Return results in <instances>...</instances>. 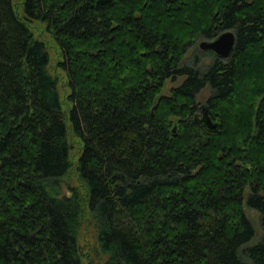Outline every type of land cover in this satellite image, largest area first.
I'll return each mask as SVG.
<instances>
[{"label": "trees", "instance_id": "trees-1", "mask_svg": "<svg viewBox=\"0 0 264 264\" xmlns=\"http://www.w3.org/2000/svg\"><path fill=\"white\" fill-rule=\"evenodd\" d=\"M15 1L0 0V264H82L85 210L109 263L264 264V0H23L22 20ZM24 21L62 53L83 198L59 192L68 130ZM229 30L228 59L190 64L197 42ZM247 189L263 236L243 248L255 237Z\"/></svg>", "mask_w": 264, "mask_h": 264}, {"label": "rangeland", "instance_id": "rangeland-1", "mask_svg": "<svg viewBox=\"0 0 264 264\" xmlns=\"http://www.w3.org/2000/svg\"><path fill=\"white\" fill-rule=\"evenodd\" d=\"M22 1H15V12L18 15L19 19L22 20ZM29 29L30 32L33 33L34 39L41 41L45 44V47L49 53V64L47 66L48 74L56 80L57 89L60 98L61 108L65 117V123L68 130V142L70 144L69 157L72 163V169L67 173L65 177L60 180V188L59 192L61 197H73L75 195H80L83 198V194H87V190L83 187V184L79 178L77 173V161L80 157V153L82 152L83 144L81 140L75 137L72 132V126L69 121V113L72 108V105L68 102V97L70 95L69 89V80L67 78L66 73L59 68V65L62 63V53L56 42L54 41L53 35L46 32L45 25L40 22H23ZM231 31V30H229ZM226 32V31H225ZM233 32V31H232ZM224 33V32H223ZM234 33V32H233ZM222 34V33H221ZM220 34V35H221ZM212 40V39H211ZM211 40H200L196 43V47L199 52V58L195 57V48L188 51L189 62L190 64H194L199 60L200 68H207L213 60L216 58L215 54L212 52L202 51L199 45L205 41ZM214 40V39H213ZM193 52V54H192ZM193 55V56H192ZM184 77H178L175 79H167L164 82L163 89L161 91V96H170L173 89L179 87L183 81ZM213 95L212 89L209 86H206L202 89L195 97V107L196 113L195 116L199 119L203 118L202 108L206 106L208 99ZM177 118H172V126L175 127L177 123ZM52 185V182H51ZM55 194V192L53 191ZM250 194V190L247 189L245 191V203L243 206L244 214L247 219L250 221L251 225L255 230L254 239L245 245L243 248H248L252 245L259 243L262 239L263 232L260 228V215L255 210H252L247 207L246 201ZM87 196V195H86ZM82 200V199H81ZM83 201V200H82ZM81 201V202H82ZM78 251L80 254V260L82 264H113L109 263V257L107 254L101 252L99 248V239L98 232L95 226V221L92 218L91 214L85 210L84 214L82 213L81 225L78 230Z\"/></svg>", "mask_w": 264, "mask_h": 264}, {"label": "water", "instance_id": "water-1", "mask_svg": "<svg viewBox=\"0 0 264 264\" xmlns=\"http://www.w3.org/2000/svg\"><path fill=\"white\" fill-rule=\"evenodd\" d=\"M236 37L232 31H226L214 40L202 42L199 47L202 51L212 52L219 59H228L234 51ZM203 124L208 131L214 132L219 129V124L210 118H204Z\"/></svg>", "mask_w": 264, "mask_h": 264}]
</instances>
